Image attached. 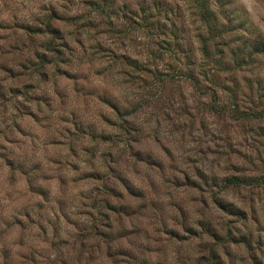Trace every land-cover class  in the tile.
<instances>
[{"label": "rangeland", "instance_id": "1", "mask_svg": "<svg viewBox=\"0 0 264 264\" xmlns=\"http://www.w3.org/2000/svg\"><path fill=\"white\" fill-rule=\"evenodd\" d=\"M83 1L0 0V264H264V184L222 181L264 175L262 59L211 82L195 58L213 98L175 74L182 52L158 65L160 83L151 60L142 72L125 65L121 54L146 57L145 34L92 31L80 45L59 20L56 52L16 27ZM233 1L258 22L254 0ZM178 14L196 46L197 23L185 6Z\"/></svg>", "mask_w": 264, "mask_h": 264}, {"label": "trees", "instance_id": "2", "mask_svg": "<svg viewBox=\"0 0 264 264\" xmlns=\"http://www.w3.org/2000/svg\"><path fill=\"white\" fill-rule=\"evenodd\" d=\"M255 3L263 8V13L259 16L258 22L251 18L248 10L239 3L237 5L233 0H178L176 3H169L165 0H147L135 3L132 7L128 1L118 0H85L82 2L84 9L75 11L67 15H57L55 11L47 12L37 23H20L17 28L26 33L40 36L42 41L40 46L48 51H56L55 44L59 45L63 38L62 29L55 24L59 20L63 24L71 25L76 43L83 45L84 37H88L91 32H99L111 37L113 40L122 41L129 37H141L145 34L151 37V41L146 44L145 58L130 57L129 55H120V60L130 66L135 71H144V63L149 60L153 62L156 71H150L156 77L157 82L163 80V76H168L158 68L167 65L169 59H174L178 53H183L187 63L174 69L179 77L190 81L196 90L210 92L216 95L211 88H201L199 77L196 74L195 58L204 61L203 71L199 73L203 77L214 82V75L218 72H235L242 68H249L262 59V63L257 67L255 81L259 94L264 97V0H254ZM184 7L187 15L193 18L195 24V40L197 45L182 41L180 33L182 27L176 26L175 17H183L178 14V9ZM175 15V17H172ZM38 23L40 25H38ZM66 42V39H64ZM57 42V43H56ZM68 42V41H67ZM66 42V44H68ZM153 47H152V46ZM140 55V54H139ZM180 55V54H179ZM55 56L58 57L56 54ZM256 68V67H255ZM171 78V75H169ZM222 87V86H221ZM226 89V87H222ZM235 89L231 91V100L228 107L232 112L237 111L236 103L233 101ZM214 104V103H213ZM214 108V106L212 105ZM221 110V109H220ZM246 110L249 109H245ZM222 111H225L222 109ZM256 111H254L255 114ZM264 109L258 115L262 116ZM224 185L232 186H254L264 184V175L258 176H238L230 175L222 180ZM222 208L228 209L225 203ZM126 210V207H122ZM239 209H231V211ZM215 237L218 234L214 233ZM236 235L225 233L227 240L235 239ZM221 238V237H219ZM249 246V241L245 235L240 236ZM223 242V241H222ZM210 257L215 258L213 250L210 251Z\"/></svg>", "mask_w": 264, "mask_h": 264}]
</instances>
